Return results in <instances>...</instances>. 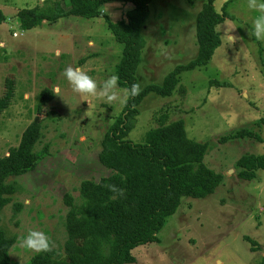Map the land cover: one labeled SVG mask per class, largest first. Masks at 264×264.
<instances>
[{"label": "rangeland", "instance_id": "374dc122", "mask_svg": "<svg viewBox=\"0 0 264 264\" xmlns=\"http://www.w3.org/2000/svg\"><path fill=\"white\" fill-rule=\"evenodd\" d=\"M61 0H0L5 20L0 24V98L11 82L13 97L0 114V159L18 146L31 123L38 96L49 89L54 99L43 107L42 138L35 151L41 157L33 171L13 178L18 191L0 211V227L14 237L10 264H27L41 251L22 243L30 231L48 238L49 250L62 255L66 239L64 196L79 202L82 181L109 175L98 161L100 141L121 113L128 92L116 86L109 101L100 94L115 75L123 46L106 20L117 23L132 6L106 3L95 19L69 16L22 31L17 13ZM261 0H215L226 17L218 25L220 46L204 67L184 71L169 97L149 93L136 107L138 114L127 140L144 144L153 115L182 121L187 138L207 144L203 163L222 176L214 193L203 199H182L157 234L158 242L135 248L132 264H264V171L251 181L237 177L236 161L264 155V40L254 35L260 15L250 7ZM205 0H152L141 31L145 42L136 70L140 90L161 85L176 66L197 55L195 19ZM229 37V39H228ZM91 41V44L89 43ZM79 67L98 85L97 95H81L64 78L67 67ZM60 89L57 96L56 89ZM247 129L260 138L220 139ZM253 241L257 247L251 251Z\"/></svg>", "mask_w": 264, "mask_h": 264}, {"label": "trees", "instance_id": "16d2710c", "mask_svg": "<svg viewBox=\"0 0 264 264\" xmlns=\"http://www.w3.org/2000/svg\"><path fill=\"white\" fill-rule=\"evenodd\" d=\"M151 1L61 0L17 13L20 29L27 32L43 22L54 24L69 16L98 18L101 8L110 2L132 6L124 20L117 23L106 20L114 40L123 46L115 68L117 86L128 92L121 113L99 144L97 161L103 169L110 171L109 175L97 182L82 181L78 203L70 195L64 196L68 210L64 219L66 239L62 255L48 249L33 255L27 264H132L135 259L131 252L158 242L157 234L165 220L178 210L182 199H203L213 194L222 182V176L203 163L207 144L187 138L183 122H170L165 113L159 117L153 115L144 144H133L126 139L138 114L136 107L146 95L154 93L169 97L182 72L208 64L220 46L217 27L227 16L228 3L223 4L222 14H218L213 6L215 0H205L195 19L196 57L186 65L176 66L161 85L146 86L132 96L129 89L136 84L135 73L145 46L141 31ZM4 20L0 11V24ZM12 97V83L7 82L0 98V114L8 108ZM53 99L54 94L49 89L40 93L32 121L21 134L18 146L10 148L0 159V211L11 203L12 196L18 191L16 182L10 180L33 171L42 155L35 151L42 138V111ZM235 139L260 142L258 135L247 129L223 137L220 142ZM236 167L240 180L251 181L257 171H264V155L242 156L236 161ZM245 239L251 244V251H256L255 243ZM14 243L15 238L7 237L0 227V264H10L9 253Z\"/></svg>", "mask_w": 264, "mask_h": 264}, {"label": "clouds", "instance_id": "9594fccd", "mask_svg": "<svg viewBox=\"0 0 264 264\" xmlns=\"http://www.w3.org/2000/svg\"><path fill=\"white\" fill-rule=\"evenodd\" d=\"M250 7L258 9L260 12V15L253 21L254 35L257 40H264V0H261L258 4L253 2L250 4ZM89 43L91 44V41ZM63 75L74 92L81 95H97V82L79 67H67ZM117 80L118 78L116 76H112L103 84V89L100 94L106 96L109 101L116 98L114 95H110L109 92L117 86ZM55 91L57 96H59L60 89L57 88ZM139 91L140 86L138 84H133L129 89V94L135 96ZM22 243L25 247L34 251H46L49 247L48 238L44 233L39 231L28 232Z\"/></svg>", "mask_w": 264, "mask_h": 264}]
</instances>
